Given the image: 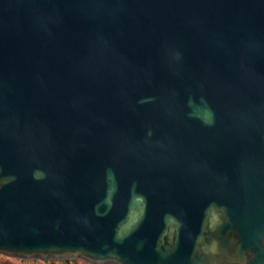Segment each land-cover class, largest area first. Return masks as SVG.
I'll return each instance as SVG.
<instances>
[{
    "label": "water",
    "instance_id": "95a60500",
    "mask_svg": "<svg viewBox=\"0 0 264 264\" xmlns=\"http://www.w3.org/2000/svg\"><path fill=\"white\" fill-rule=\"evenodd\" d=\"M0 255L264 264V0H0Z\"/></svg>",
    "mask_w": 264,
    "mask_h": 264
},
{
    "label": "rangeland",
    "instance_id": "374dc122",
    "mask_svg": "<svg viewBox=\"0 0 264 264\" xmlns=\"http://www.w3.org/2000/svg\"><path fill=\"white\" fill-rule=\"evenodd\" d=\"M68 261V264H89L80 259H63V260H41V259H18L11 258L4 255H0V264H51L50 261L55 262V264H63L62 261Z\"/></svg>",
    "mask_w": 264,
    "mask_h": 264
},
{
    "label": "trees",
    "instance_id": "16d2710c",
    "mask_svg": "<svg viewBox=\"0 0 264 264\" xmlns=\"http://www.w3.org/2000/svg\"><path fill=\"white\" fill-rule=\"evenodd\" d=\"M50 262H51V264H55V262H53V261H50ZM62 263L63 264H68V261L64 260V261H62Z\"/></svg>",
    "mask_w": 264,
    "mask_h": 264
}]
</instances>
